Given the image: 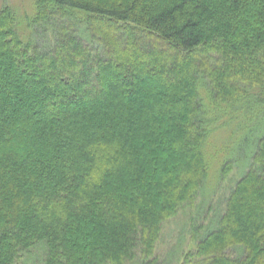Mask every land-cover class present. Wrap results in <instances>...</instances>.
Segmentation results:
<instances>
[{
	"label": "trees",
	"instance_id": "obj_1",
	"mask_svg": "<svg viewBox=\"0 0 264 264\" xmlns=\"http://www.w3.org/2000/svg\"><path fill=\"white\" fill-rule=\"evenodd\" d=\"M34 9L19 21L0 8V264H158L164 227L197 204L211 169L205 146L222 123L244 150L240 176L174 264H264V0H34ZM17 21L54 40H23ZM115 28L122 41L155 42L150 54L157 44L171 53L168 73L121 49ZM147 69L161 87L131 88L133 70ZM102 76L133 92L114 114L62 102L101 92ZM231 161L219 160L220 179Z\"/></svg>",
	"mask_w": 264,
	"mask_h": 264
},
{
	"label": "rangeland",
	"instance_id": "obj_2",
	"mask_svg": "<svg viewBox=\"0 0 264 264\" xmlns=\"http://www.w3.org/2000/svg\"><path fill=\"white\" fill-rule=\"evenodd\" d=\"M6 5L13 7L14 10H17L16 17L17 20L19 21H21L19 19V16L22 19L24 18V16L32 18L35 12L34 0H0V8ZM27 21H23L22 24L19 25H17L18 21L16 22V29L18 30L17 32L20 34L22 38H24L23 40H29L37 44L38 46L46 44V46H42V47H48L49 42L51 44L52 43L51 40H54V36L49 31V29L46 31L44 30L43 26L34 25L33 23L30 22L28 23ZM113 31L115 32L116 39L117 38L119 39L118 41L120 42L119 45L121 49L124 48L125 50H128V52H131L133 50H138L141 56H145V57L148 56L158 64H161V66L163 65L164 68V71L162 72L163 74L168 73L169 71L168 69L171 64L170 63L171 53L167 52L165 49H162L161 46L157 44V49L156 48L153 49L154 51L152 52V54H150L148 52V49L150 50L152 43H155L152 42V40L146 41L143 37H137L136 43L133 44L127 40L122 41V39H125V35L120 30V28H115L113 29ZM73 54L71 52L67 53V55H65V60L72 58ZM118 62L119 65H123V66H129L130 63L129 60L123 56L120 57V61ZM77 64L79 65L78 66L79 69L78 70L72 69L71 70L72 74L76 73L82 68L79 62ZM182 64H183L182 60L179 59L176 60L175 68L182 66ZM133 74H134L132 77L133 82L130 85L131 88L137 86V83H134L136 80L141 81L142 83L141 87H143V89L144 88L151 89L152 87L154 89H159L161 87L160 85L163 84L161 81L159 82L158 79L155 78V76H159V75L157 73L154 74L151 73L150 69H147L144 72L133 70ZM176 74L177 76L178 75L182 76L180 72H177ZM25 86L28 88L34 87V85L32 86L29 84ZM100 88H101L100 89L101 92L99 93L101 95H99L98 92L93 90L92 87H87L84 88L85 94L83 96L81 97L79 96L75 99H70L67 101H64L66 99L64 98L62 102L67 104L66 107L70 109V111L76 114L85 115V113L89 112L95 116H98L100 114L99 111H102L101 113L107 115H109L110 113L114 114L117 109L118 103L126 104L127 103L126 100H128L129 97L133 96L132 90L127 89L126 87L117 86V84H115L111 79H108L105 76L101 77ZM64 89H65V84L60 83L59 85L55 86L54 92L56 91V94L60 93L61 95V91ZM123 90L127 91V95L121 93V91ZM1 93L2 92H0V95ZM100 97L103 98L102 101H98ZM64 103L62 104L64 105ZM63 105L59 104L57 105L56 108L54 107L58 112V114H62V110L65 109L63 108ZM140 106L143 107L142 104ZM45 112L46 114L44 115V120L48 119L51 116L50 113H52V110H49L47 108ZM235 116L237 118L236 120L239 119L242 120L239 114L238 115L236 114ZM233 132H235V134ZM208 143H210V145L207 144L205 146L204 152H205V158L208 159L209 163L211 164V169L209 170L208 176L205 180L204 188L201 191H199L197 197V204L194 207V210H192L191 215L188 213L189 208H187L181 211L176 217L170 219L169 222L164 227V231L162 234V241L159 243L155 254V256L158 258L157 259L158 264L175 263V260L178 257L177 252L180 250L179 245H182V242L184 243L189 241V233L191 232L194 226L195 227L203 226V229L200 231L201 233H203L206 227H211L215 216L221 211L225 194L227 193L230 186L233 184L234 180H236V178L240 176L242 169L240 165L243 162L244 150L241 149L237 152L238 146L241 145H239L240 139L239 136H236V131H234L232 127L226 126L224 123H222L221 128L215 127V129L213 130L210 136ZM224 143H228L230 145V150H231L230 155L224 152H221L220 154L218 153L219 150L222 149ZM230 157L232 160L231 164L233 166V169L228 174V176H226L223 179H220L218 176V170H219L218 168L220 165L219 160L223 161L225 159H229ZM191 246H188V248ZM34 255H36L35 252ZM179 260H180V256L177 261V264H179ZM32 261L35 262L34 259ZM27 264H31V261L28 262Z\"/></svg>",
	"mask_w": 264,
	"mask_h": 264
}]
</instances>
